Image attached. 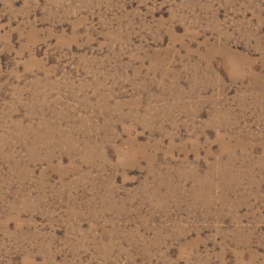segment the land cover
<instances>
[{"label": "rangeland", "instance_id": "1", "mask_svg": "<svg viewBox=\"0 0 264 264\" xmlns=\"http://www.w3.org/2000/svg\"><path fill=\"white\" fill-rule=\"evenodd\" d=\"M0 264H264V0H0Z\"/></svg>", "mask_w": 264, "mask_h": 264}]
</instances>
